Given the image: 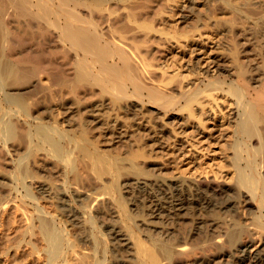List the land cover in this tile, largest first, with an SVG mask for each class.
<instances>
[{
    "label": "rangeland",
    "instance_id": "rangeland-1",
    "mask_svg": "<svg viewBox=\"0 0 264 264\" xmlns=\"http://www.w3.org/2000/svg\"><path fill=\"white\" fill-rule=\"evenodd\" d=\"M160 7L158 27L169 35H151L164 50L152 67L158 79L179 74L185 77L187 89L195 77L209 82L202 75L195 76L201 68L226 83L241 73L252 87H259L264 78V0H162ZM190 33L192 45L183 36ZM218 67L226 74L219 73ZM40 78L38 86L18 96L25 103L19 110L28 114L29 124L14 131L18 150L12 165L0 167V203L12 197L27 213L23 219L15 214L0 218V264H25L35 254L42 264H114L121 260L126 261L122 264H264L252 258L264 239V230L258 232L264 226L257 227L261 223L257 216L264 210L258 201L250 214L237 208V203L234 212L208 208L206 197L174 207L170 199L160 202L159 183L166 182L165 192L173 194L172 179L182 183V196L189 195L198 180L214 179L233 186L234 98L211 90L215 101L202 94V103H194L190 117L180 106L163 116L156 113L159 107L155 104L130 114L124 110L127 103L121 102L102 110L101 124L90 117L88 108L75 102L70 110L65 109L59 76L52 68L41 72ZM178 99L172 104L183 103ZM112 118L126 130L122 142L114 144L103 128ZM142 120L148 131L139 128L137 121ZM53 141L61 145L65 164ZM251 146L253 151L257 144ZM41 156L64 165L65 196L55 189L38 190L44 182L51 186L55 182L48 169L27 167L29 160ZM260 156L264 165V152ZM7 172L12 180L4 184L1 175ZM80 175L89 187L72 185V178ZM137 176L146 181L144 186L129 182ZM98 192L105 193L104 201L92 200ZM83 207L88 209L83 214L85 221L73 220L70 210L82 212ZM39 210L47 213L45 220L55 230L53 237L48 238L39 225ZM114 224L130 235V247L112 243L110 227ZM247 226L253 228L250 236L257 240L241 258L236 231ZM184 242L192 251L176 258L172 250Z\"/></svg>",
    "mask_w": 264,
    "mask_h": 264
},
{
    "label": "bare ground",
    "instance_id": "bare-ground-1",
    "mask_svg": "<svg viewBox=\"0 0 264 264\" xmlns=\"http://www.w3.org/2000/svg\"><path fill=\"white\" fill-rule=\"evenodd\" d=\"M161 1L0 0V167L8 168L12 165L13 155L18 150L14 142V131L19 125L29 124L28 114L19 110L25 103L18 96L28 94L32 87L38 86L41 82L40 73L48 68H52L59 76L65 109L70 110L75 102L77 106L88 108L90 117L101 124H104L99 119L102 110H110L113 105L121 102L127 103L124 110L130 114L139 113L144 106L155 104L159 107L156 113L160 112L163 116L180 106L189 111L190 117L193 116L194 103H202L199 97L204 94L214 102L211 90L218 89L234 98L236 104L234 142L231 146L234 151L232 166L235 183L228 186L216 183L214 179L198 180L192 184V192L182 196V183L172 179L169 184L173 194L165 192L166 182L159 183L162 190L159 194L160 202L170 199L174 207L187 200L206 197L208 208L217 206L223 212H234V203L245 214L252 213L254 202L257 201L259 207L264 208V184L261 181L264 165L259 159L264 152V78L256 89L241 73L237 74L235 80L226 83L222 79L209 77L206 70L201 68L195 76L202 75L209 82L204 83L195 77L191 83L195 85L193 88L190 85L184 89L185 77L179 78V74L158 79L152 67L164 50L162 44L152 39L151 35H169L164 28L158 27ZM190 26H194L193 32L197 31L196 25ZM192 33L183 34L184 38L192 42L191 45L194 40ZM172 38L179 43L175 35ZM217 70L226 74V70L221 67ZM176 96L182 104H172ZM137 123L140 129L148 131L143 120ZM103 128L107 137L113 138L112 144L122 142L120 138L125 136L126 130L117 118H112V122L105 123ZM81 131L85 133V128ZM254 143L257 146L252 151L251 145ZM53 144L61 155L60 162L65 164L67 160L62 156L61 145L57 141H53ZM60 162L42 156L28 161V168L36 171L48 169L55 179L53 186L46 182L38 186L39 191L55 189L61 196H65L64 165ZM1 177L4 184L12 180L9 172L3 173ZM129 182L138 187L146 184L139 176L131 178ZM72 185L80 189L89 187L88 181L81 175L72 178ZM104 199V192H98L92 198L93 201ZM74 211L70 210L73 220L85 221L83 214L88 209ZM263 213L264 210L257 214L261 219L258 228L264 226ZM10 214L20 219L27 216L26 211L12 197L0 203V218ZM36 214L46 236L53 237L55 230L45 220L47 213L39 210ZM252 229L247 226L236 231L237 245H241V258L257 240V236H250ZM262 230L258 229V232ZM110 232L112 243L117 247L127 248L132 244L130 235L120 224L111 225ZM242 236L249 237L248 241L241 239ZM191 251V246L184 242L173 248L172 254L181 259ZM263 251L264 239L252 253V258L264 262ZM58 253L56 257L60 258ZM149 258L153 256L149 255ZM125 262L115 261L114 264ZM25 264L42 262L35 254Z\"/></svg>",
    "mask_w": 264,
    "mask_h": 264
}]
</instances>
